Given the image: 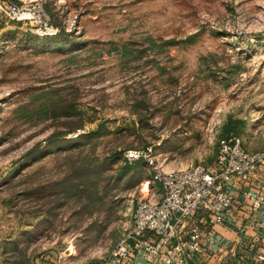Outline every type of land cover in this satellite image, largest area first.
Instances as JSON below:
<instances>
[{"label":"rangeland","instance_id":"rangeland-1","mask_svg":"<svg viewBox=\"0 0 264 264\" xmlns=\"http://www.w3.org/2000/svg\"><path fill=\"white\" fill-rule=\"evenodd\" d=\"M0 0V264H91L157 173L264 147V0ZM141 152L128 159V152Z\"/></svg>","mask_w":264,"mask_h":264},{"label":"built area","instance_id":"built-area-1","mask_svg":"<svg viewBox=\"0 0 264 264\" xmlns=\"http://www.w3.org/2000/svg\"><path fill=\"white\" fill-rule=\"evenodd\" d=\"M10 21L31 23L43 37L56 36L60 29L52 22L41 1L1 3ZM244 38L264 46V30L246 32ZM128 159L141 152L130 150ZM161 197L147 194L138 199L130 227L108 253L91 264H261L263 246L250 245L252 257L236 251L213 261L219 243L217 226L233 222L231 212L238 204L250 211L249 228L264 243V147L250 150L242 138L230 133L218 140L210 163L157 173ZM212 261V262H211Z\"/></svg>","mask_w":264,"mask_h":264},{"label":"crops","instance_id":"crops-1","mask_svg":"<svg viewBox=\"0 0 264 264\" xmlns=\"http://www.w3.org/2000/svg\"><path fill=\"white\" fill-rule=\"evenodd\" d=\"M153 197L160 199L161 192L159 195ZM249 214L250 211L245 208L244 205L238 204L237 208L231 212L233 222L230 221L217 226L219 231V243L214 249L213 261H215L216 258H225L228 256L234 243H237L236 251L247 257H252V254L248 250L250 245L263 246L264 243L261 241L260 234H257V231L254 229L249 228L247 221Z\"/></svg>","mask_w":264,"mask_h":264},{"label":"trees","instance_id":"trees-1","mask_svg":"<svg viewBox=\"0 0 264 264\" xmlns=\"http://www.w3.org/2000/svg\"><path fill=\"white\" fill-rule=\"evenodd\" d=\"M59 33H60V32H59ZM59 33H58V34H59ZM58 34H57V35H58ZM57 35H56V36H57ZM54 37H55V36H54Z\"/></svg>","mask_w":264,"mask_h":264}]
</instances>
